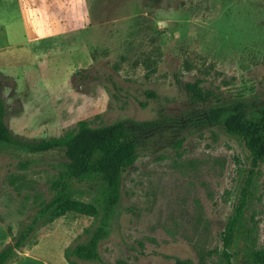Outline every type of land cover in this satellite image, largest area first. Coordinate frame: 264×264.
Here are the masks:
<instances>
[{"label":"rangeland","instance_id":"rangeland-1","mask_svg":"<svg viewBox=\"0 0 264 264\" xmlns=\"http://www.w3.org/2000/svg\"><path fill=\"white\" fill-rule=\"evenodd\" d=\"M89 10L119 22H111L108 40L95 29L32 33L19 4L0 0L9 64L19 78L3 91L12 111L7 125L29 141L58 138L81 120L153 125L141 132L99 254L104 264H199L220 246L245 155L238 140L201 122L175 77L200 80L225 100L264 103V0H91ZM62 161L58 152L0 155V249L50 198ZM251 215L264 245V161ZM95 224L68 214L40 226L9 264H68L65 250L86 241Z\"/></svg>","mask_w":264,"mask_h":264},{"label":"trees","instance_id":"trees-1","mask_svg":"<svg viewBox=\"0 0 264 264\" xmlns=\"http://www.w3.org/2000/svg\"><path fill=\"white\" fill-rule=\"evenodd\" d=\"M175 82L189 102L201 110V122L218 127L238 140L245 155L241 183L221 233L220 246L201 256L199 264H208V261L210 264H264V245L259 244L257 222L253 215L247 216L264 161V103L252 105L240 99L225 100L220 92L204 87L200 80L183 83L175 77ZM12 86H15L14 80L0 73V155L14 152L38 156L58 152L63 161L50 187V198L27 216L16 237L0 249V264L13 261L40 226L68 214L93 218L96 224L85 230L86 241L65 250L67 263L104 264L99 245L111 234L123 176L137 159L141 132L147 133L154 126L144 123L129 126L116 121L93 127L81 120L58 138L29 141L14 135L7 125L12 111L3 91ZM146 96L157 98L153 91H147ZM76 194H85L90 199L79 200Z\"/></svg>","mask_w":264,"mask_h":264},{"label":"crops","instance_id":"crops-1","mask_svg":"<svg viewBox=\"0 0 264 264\" xmlns=\"http://www.w3.org/2000/svg\"><path fill=\"white\" fill-rule=\"evenodd\" d=\"M10 1H15L19 4L25 19L29 24H32V33L37 32V29H41V33H43L41 35L56 36L71 30L89 32L95 29V34L103 36L102 39L106 38L105 40H108L111 34V22L115 21L116 24H119L116 20L110 21L106 18L104 11L93 15L89 10L91 0H67V4L63 3L62 0ZM7 30V25L0 23V61H2L0 73L11 77L18 84L19 78L12 74L13 69L9 64L11 55ZM91 61V59H88V64Z\"/></svg>","mask_w":264,"mask_h":264}]
</instances>
